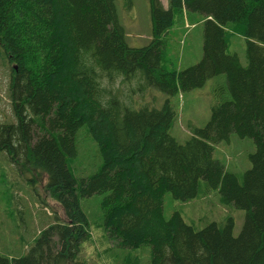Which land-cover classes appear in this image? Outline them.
I'll return each instance as SVG.
<instances>
[{
	"label": "trees",
	"instance_id": "trees-1",
	"mask_svg": "<svg viewBox=\"0 0 264 264\" xmlns=\"http://www.w3.org/2000/svg\"><path fill=\"white\" fill-rule=\"evenodd\" d=\"M117 1L0 0V46L12 64L17 120L0 123V151L45 173L64 214L40 230L27 254H0V264H85L91 229L81 198L96 194H104V236L130 250L150 246V264H264V0H169L168 7L150 0L153 37L142 47L128 44ZM177 13H198L204 26L201 60L180 71L163 65ZM232 23L244 27L247 66L228 52ZM220 74L231 98L214 104L207 124L180 142L171 132L172 97ZM119 79L138 83L126 94ZM150 88L167 95L162 107L133 99ZM83 127L102 164L79 179L70 159ZM232 133L257 147L243 182L214 156V144ZM201 180L219 190L223 204L246 210L238 236L231 217L223 228L214 222L197 230L179 211L165 216V194L191 200ZM124 262L140 259L129 254Z\"/></svg>",
	"mask_w": 264,
	"mask_h": 264
},
{
	"label": "rangeland",
	"instance_id": "rangeland-1",
	"mask_svg": "<svg viewBox=\"0 0 264 264\" xmlns=\"http://www.w3.org/2000/svg\"><path fill=\"white\" fill-rule=\"evenodd\" d=\"M117 11L120 23L126 31L127 42L133 47H142L152 40V19L150 0H118ZM198 13H177L174 26L167 35V48L163 53V65L167 70H183L198 63L203 55L204 26ZM228 52L237 53L243 66L249 61L246 54L244 27L229 24L227 27ZM0 46V123L17 121L10 98L11 66ZM118 86L127 94L130 87H136L133 80ZM225 88V91L223 90ZM167 95L156 88H150L145 97L136 92L133 99L137 104L155 101L160 108ZM231 98L225 74L207 81L201 87L177 94L172 103L177 108V117L171 129L172 134L185 142L192 136L194 128L204 127L211 117L212 106L219 100ZM43 131L38 129L37 135ZM35 134V135H36ZM78 155L70 159V166L77 178L89 177L98 171L102 160L93 138L81 128L77 134ZM256 143L250 137L232 133L229 140L214 144V156L221 161L228 172L244 181L245 172L253 162L250 155L256 152ZM97 153V154H96ZM98 155V158L97 156ZM23 158L15 159L6 151H0V254L20 257L27 254L40 230L53 223L55 218L64 219L62 207L49 196L46 190L47 175L37 170ZM104 194L81 198V205L88 215L91 238L83 243L82 255L85 264H126L127 255L140 259V264H150V246L130 250L118 246V240H108L104 235L101 202ZM179 211L183 219L195 229L217 223L223 228L228 218L235 221L233 233L238 236L246 219V210L233 204H223L218 189L211 188L205 180L200 181L199 194L188 201L174 199L168 192L164 196V214L169 218ZM111 251L107 256L106 251Z\"/></svg>",
	"mask_w": 264,
	"mask_h": 264
},
{
	"label": "crops",
	"instance_id": "crops-1",
	"mask_svg": "<svg viewBox=\"0 0 264 264\" xmlns=\"http://www.w3.org/2000/svg\"><path fill=\"white\" fill-rule=\"evenodd\" d=\"M165 7L169 6V0H161Z\"/></svg>",
	"mask_w": 264,
	"mask_h": 264
}]
</instances>
